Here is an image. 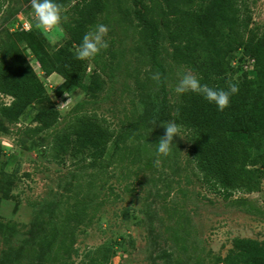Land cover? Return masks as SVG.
Masks as SVG:
<instances>
[{
	"label": "rangeland",
	"instance_id": "obj_1",
	"mask_svg": "<svg viewBox=\"0 0 264 264\" xmlns=\"http://www.w3.org/2000/svg\"><path fill=\"white\" fill-rule=\"evenodd\" d=\"M0 1V42L17 46L60 113L52 130L34 121L45 101L29 105L17 123L0 117V223H10L9 230H0V264H243L235 246L238 239L264 246V163L258 191H233L225 196L202 179L189 156L186 131L179 125L183 138L174 137L170 154L159 157V167L153 163L157 154L151 144L152 130L124 138L123 145L142 146L136 159L134 153L123 162L111 158L112 163L103 169L87 165L88 155L78 152L75 144L55 152L52 138L75 112L95 114L118 132L142 111V98L160 101L152 81L154 72L138 50L132 0H87L93 14L81 20L85 28L78 12L63 9L62 32L55 33V38L35 27L29 0ZM142 1L158 8L171 30L184 0ZM213 1H203L210 14L217 11ZM77 3L84 4L82 0L72 4ZM239 7L244 35L263 34L264 0H239ZM76 23L84 35L97 24L109 28L105 37L109 47L87 59L88 72L96 69L103 84L96 92L86 94L71 87L57 96L53 90L63 79L58 74L43 75L28 44L40 43L52 53L69 41L65 27ZM23 27L27 39L18 36ZM160 44L166 101L173 115L180 76L186 71L200 75L173 61L168 42ZM183 52L198 70H206L202 45L191 43V50ZM16 53V49L8 51ZM226 59L233 78H256L253 59L242 49ZM65 94L70 102L64 103ZM11 101L0 94V103ZM30 128L37 129L30 132ZM111 153L110 144L105 157ZM50 154H57L59 162H53Z\"/></svg>",
	"mask_w": 264,
	"mask_h": 264
},
{
	"label": "trees",
	"instance_id": "obj_2",
	"mask_svg": "<svg viewBox=\"0 0 264 264\" xmlns=\"http://www.w3.org/2000/svg\"><path fill=\"white\" fill-rule=\"evenodd\" d=\"M74 1L55 0L62 10L70 7L78 12L79 23L85 28L81 20H88L85 14L93 13L87 6V0H82L84 4L73 5ZM132 1L137 20L138 50L154 74H160L159 81L152 78L157 87L155 94H161L160 101L151 100V96L142 98V111L118 132L95 114L75 112L63 128L54 134L52 146L55 152L75 144L78 152L88 155L87 165L107 168L112 163L111 158L123 162L132 153L135 159L140 154L142 146L130 148L122 144L129 133L152 130L151 144L156 151L159 138L164 134V127L160 126L173 119L186 131L189 156L204 182L212 189L225 196L233 191H258L262 174L260 166L264 163V33L260 36L244 35L239 0H214L217 11L213 14L204 6V0H184L171 30L167 29L168 20L158 8L142 0ZM1 7L0 1V10ZM79 23L65 27L69 30V41L52 53L47 52L40 43L28 44V49L35 53L36 65L43 75L56 73L63 79L53 90L57 96L71 87L81 89L86 94L96 92L103 84L96 69L88 72L87 59L74 58L84 36L83 31H79ZM18 32V36L27 39L26 32ZM163 40L172 46L173 61L191 67L200 75L201 84L225 90L229 82L238 85L239 90L230 96L228 107L220 111L215 103H209L201 95L186 92L178 94L174 113L171 114L166 101L167 75L160 57V42ZM191 43L204 47L207 67L203 72L198 70L192 58L184 55V49L191 50ZM15 49V56L8 54V51ZM238 49L253 59L256 78L244 76L237 80L229 75L226 57ZM0 94L12 98L9 104L0 103V117L6 122L17 123L29 105L45 101L36 111L34 121L42 129L57 128L59 111L46 94L39 76L12 42H0ZM36 129L30 128L29 131L35 132ZM110 144L112 153L106 158ZM50 157L53 162H59L57 154H50ZM9 225L0 223V230L6 232L10 229ZM235 246L243 264H264V246L260 242L238 239Z\"/></svg>",
	"mask_w": 264,
	"mask_h": 264
},
{
	"label": "clouds",
	"instance_id": "obj_3",
	"mask_svg": "<svg viewBox=\"0 0 264 264\" xmlns=\"http://www.w3.org/2000/svg\"><path fill=\"white\" fill-rule=\"evenodd\" d=\"M33 10L35 27L43 30L46 34L62 32V7L55 0H29ZM109 32V28L104 24H97L95 30L87 32L81 44L77 47L74 58L77 60H86L97 55L102 49H107L109 44L105 37ZM159 73L153 75V79L159 81ZM238 85L229 82L227 89H214L207 84H201L200 79L190 71L184 72L176 85L175 91L178 94L193 92L201 95L209 103H215L220 111H223L229 106L230 96L238 92ZM68 97L67 94L64 95ZM70 102V97L66 100ZM164 134L159 138L158 147L156 150L157 159L154 160V166L159 167L161 155L167 156L170 154L171 145L175 136L180 135V127L173 121L162 123Z\"/></svg>",
	"mask_w": 264,
	"mask_h": 264
},
{
	"label": "built area",
	"instance_id": "obj_4",
	"mask_svg": "<svg viewBox=\"0 0 264 264\" xmlns=\"http://www.w3.org/2000/svg\"><path fill=\"white\" fill-rule=\"evenodd\" d=\"M21 30H27V28L26 27H23Z\"/></svg>",
	"mask_w": 264,
	"mask_h": 264
},
{
	"label": "crops",
	"instance_id": "obj_5",
	"mask_svg": "<svg viewBox=\"0 0 264 264\" xmlns=\"http://www.w3.org/2000/svg\"><path fill=\"white\" fill-rule=\"evenodd\" d=\"M54 74H56V73H53L52 75L48 76V78L52 77Z\"/></svg>",
	"mask_w": 264,
	"mask_h": 264
}]
</instances>
